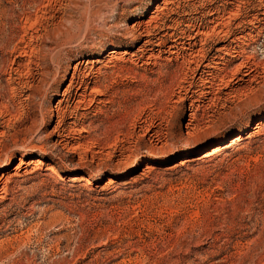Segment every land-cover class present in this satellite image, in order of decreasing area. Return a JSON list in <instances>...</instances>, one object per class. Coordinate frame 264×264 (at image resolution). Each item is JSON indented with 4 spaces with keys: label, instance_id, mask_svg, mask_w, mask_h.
<instances>
[{
    "label": "rangeland",
    "instance_id": "374dc122",
    "mask_svg": "<svg viewBox=\"0 0 264 264\" xmlns=\"http://www.w3.org/2000/svg\"><path fill=\"white\" fill-rule=\"evenodd\" d=\"M164 1L0 0V264H264V0Z\"/></svg>",
    "mask_w": 264,
    "mask_h": 264
},
{
    "label": "bare ground",
    "instance_id": "6f19581e",
    "mask_svg": "<svg viewBox=\"0 0 264 264\" xmlns=\"http://www.w3.org/2000/svg\"><path fill=\"white\" fill-rule=\"evenodd\" d=\"M164 3L166 4V5H170L171 3H167V1L165 0L164 1ZM159 6L157 5L156 6V9H155V12L156 11H158V12H160L159 11ZM263 8H264V5H263ZM154 12V13H155ZM158 12H156V13H158ZM153 13V14H154ZM262 16H264V12H263V14H262ZM156 17V16H155ZM219 18V17H218ZM221 18V17H220ZM152 19V21H154V17L153 18H151ZM263 19V18H262ZM261 19V20H262ZM215 21V20H214ZM214 21H212L213 23H214ZM257 21H259V19L257 18ZM211 22V23H212ZM222 22V21H221ZM148 23H150V22H148ZM152 23V22H151ZM156 24V23H155ZM150 25V24H149ZM146 26H148V24H146ZM136 27V26H135ZM135 27H133V29L132 30H134V29H136ZM225 27H226V25L224 24V23H220L218 26H216V27H214V31L215 32H217L218 31V29H221L220 31H218V34H221V33H224L225 31H224V29H225ZM147 28V27H146ZM157 28V27H156ZM227 28V27H226ZM258 29V28H257ZM143 34V33H142ZM198 34V33H197ZM202 34H204V33H202ZM215 34V33H214ZM141 35V34H140ZM151 35V34H150ZM204 35H206V34H204ZM199 35H197V36H195V37H193V38H191V37H189L188 39V41H189V43L187 42V43H181V42H179V41H174L173 43L175 44L174 45V47H172L171 49H179L180 48V46H182L183 47V50H184V48H185V50L186 51H190V52H193V50H194V48H196V47H198V41H197V37H198ZM149 42H146L145 43V45H144V47L148 44ZM161 46H163V43L162 42H160V43H158L157 44V47H159V48H161ZM187 46V47H186ZM223 48V47H222ZM221 50V49H220ZM226 50V49H225ZM230 50V49H229ZM219 51V50H218ZM227 52V51H226ZM231 52V51H230ZM177 53V52H176ZM234 53V52H233ZM193 54V53H192ZM190 56V55H189ZM214 60H216V59H214ZM211 64H212V62H211ZM215 64V63H214ZM209 65V64H208ZM205 69H209V66H205L204 67ZM248 70H250V69H248ZM210 72V71H209ZM203 74H206V71H203ZM250 74V73H249ZM208 75V74H207ZM69 92H68V89L64 92V97L66 96V94H68ZM83 97V96H82ZM258 129V128H257ZM241 140V138H239V136L238 137H236L235 138V140L233 141V142H231L232 144L233 143H236V142H239ZM222 148H215V150H213V152H212V154H215V153H217V152H219L220 150H221ZM39 164L40 165H42L43 164V162L42 161H40L39 162ZM6 165V164H5ZM47 170H49V171H51L53 174H54V177L56 176L58 179H60V180H62L63 179V177H62V175H61V173L57 170V169H55V167H48L47 168ZM88 184H90L89 183V181H88Z\"/></svg>",
    "mask_w": 264,
    "mask_h": 264
}]
</instances>
